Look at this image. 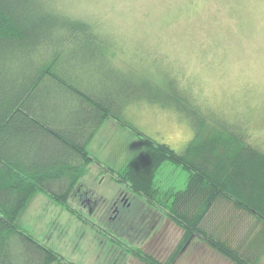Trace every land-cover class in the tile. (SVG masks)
Wrapping results in <instances>:
<instances>
[{
	"label": "trees",
	"instance_id": "trees-1",
	"mask_svg": "<svg viewBox=\"0 0 264 264\" xmlns=\"http://www.w3.org/2000/svg\"><path fill=\"white\" fill-rule=\"evenodd\" d=\"M59 2L0 0V264L58 259L22 229L20 213L37 193L69 208L70 194L94 161L88 146L107 120L134 133L143 147L118 169L105 163L111 179L182 230L165 261L137 249L141 264H174L197 237L233 264H264L263 148L247 141L239 122L194 105L168 64L163 68L155 57L143 64L152 48L58 11ZM119 51L123 64L111 60ZM140 65L150 70L146 76ZM140 99L188 113L196 138L182 154L127 122L125 108ZM167 168L179 171L181 182L161 183ZM218 199L249 215L258 231L244 228L235 241L205 235L200 224Z\"/></svg>",
	"mask_w": 264,
	"mask_h": 264
},
{
	"label": "rangeland",
	"instance_id": "rangeland-1",
	"mask_svg": "<svg viewBox=\"0 0 264 264\" xmlns=\"http://www.w3.org/2000/svg\"><path fill=\"white\" fill-rule=\"evenodd\" d=\"M121 2L122 0H113V6ZM223 2L230 6L227 19L232 22L224 29L227 39L225 41L220 38L219 32L207 30V36L214 43L204 49L205 53L225 43L229 46L235 45L242 50L244 43L252 38L254 24L249 19L248 12L252 0H223ZM169 3L177 6L188 3L194 6L195 0H169ZM181 11L177 7L173 14L169 9L166 18L156 20L131 15L120 20L119 23L109 20L104 25L121 37L122 41L131 43L141 41L145 46L152 48L149 51L151 57H146L143 64H148V61L151 62L152 57H155L160 59L162 65L158 62L163 68L166 63L171 69L170 52L166 50L168 43L163 37L168 36L171 40L173 35L184 34L195 24H199L201 30L205 31L204 21L197 17V20L190 24L187 16L181 19ZM124 46L126 47L125 44ZM124 59L125 55L121 51L111 57L112 62L117 64H123ZM140 67V69L137 68L139 74L146 76L150 70L142 65ZM151 76L156 79V72H151ZM206 107L216 110L214 118L220 116L230 122H239L247 134V141L264 150V134L257 135L258 132L264 131V95L255 94L245 84H237L233 91L222 89V94L215 106ZM127 120L132 124L129 118ZM137 129L140 131L139 128ZM142 149L138 136L113 120H107L88 146L89 155L94 158V161L89 162L70 194L67 202L69 208L61 202H53L42 193H37L31 198L30 203L20 213L18 221L24 231L33 234L58 255V259H54L51 264H141L135 253H138L137 249L160 261L170 257L181 240L182 230L173 222L166 220L163 214L148 207L141 197L134 195L122 184L117 185L119 183L112 180L107 168L103 167L109 164L108 167L118 169L136 155H140L143 152ZM97 161H101V165L97 164ZM180 174L177 170L172 172L170 168H167L161 176V183L181 182ZM75 190L78 196L72 197L76 193ZM118 190L127 192L126 203H131L130 207L123 209L124 212L99 217L95 212L89 214L85 206L82 208L84 212L72 211V208L77 210L79 205L81 206L82 201L79 199L86 192L89 193L88 195L94 192L97 198L108 199ZM111 216H113L112 219H110ZM253 223L249 215L242 213L240 209L227 201L218 199L211 211L203 217L200 229L205 235L214 239H223V241L234 239L235 241L239 231L244 228L253 232L258 231L257 226L254 225L252 228ZM114 237L124 243L123 249ZM233 244L236 246V243ZM174 264L233 263L197 237L189 246H186Z\"/></svg>",
	"mask_w": 264,
	"mask_h": 264
},
{
	"label": "clouds",
	"instance_id": "clouds-1",
	"mask_svg": "<svg viewBox=\"0 0 264 264\" xmlns=\"http://www.w3.org/2000/svg\"><path fill=\"white\" fill-rule=\"evenodd\" d=\"M177 7L182 10V20L187 16L192 24L199 17L205 22V31L195 24L186 33L173 35L171 40L168 36L163 37L168 43L166 50L170 52L172 75L193 104L215 106L222 89L233 91L237 84H245L255 94L264 95V0H252L249 4V19L254 24V31L242 50L225 43L207 53L204 49L214 43L207 36V30L219 32L220 38L226 41L224 29L232 23L227 19L230 6L223 0H195L194 6L188 3L177 6L169 0H122L115 6L113 0H61L56 4L58 11L99 24L109 20L119 23L131 15L150 20L166 18L168 10L174 14ZM124 115L156 145L167 147L177 155L182 154L196 138L191 117L172 105L142 100L126 107ZM262 134L264 131L257 133Z\"/></svg>",
	"mask_w": 264,
	"mask_h": 264
},
{
	"label": "flooded vegetation",
	"instance_id": "flooded-vegetation-1",
	"mask_svg": "<svg viewBox=\"0 0 264 264\" xmlns=\"http://www.w3.org/2000/svg\"><path fill=\"white\" fill-rule=\"evenodd\" d=\"M117 185H120V183ZM88 194H89L88 192L84 193L83 195L81 194L82 198L79 200L82 201V203H80L82 207L79 205L77 210L72 208L73 212H76V213L77 212H84V210L82 208H83V206H85L87 208V212H89V214L91 212H95L98 214L99 217H101V216H104L106 214L107 215L108 214L109 215H111V214L115 215L118 212H124L123 209H125V208L127 209L128 207L131 206V203H129V202L126 203L127 192H125L124 190H118L115 193V195L113 194L112 197H110L108 199H105V198L102 199V197L97 198L96 193H94V192L91 193L90 195H88ZM81 195H79V196H81ZM73 196H78L77 191L75 194L72 195V197ZM112 218H113V216L110 217V219H112ZM122 245L124 246V243H122Z\"/></svg>",
	"mask_w": 264,
	"mask_h": 264
}]
</instances>
